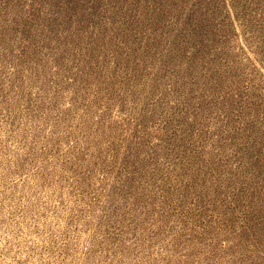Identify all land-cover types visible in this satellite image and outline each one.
Returning <instances> with one entry per match:
<instances>
[{
  "label": "rangeland",
  "instance_id": "rangeland-1",
  "mask_svg": "<svg viewBox=\"0 0 264 264\" xmlns=\"http://www.w3.org/2000/svg\"><path fill=\"white\" fill-rule=\"evenodd\" d=\"M0 264H264V0H0Z\"/></svg>",
  "mask_w": 264,
  "mask_h": 264
}]
</instances>
